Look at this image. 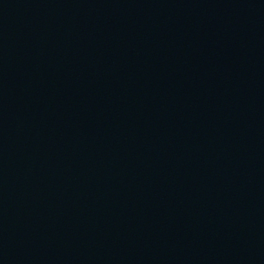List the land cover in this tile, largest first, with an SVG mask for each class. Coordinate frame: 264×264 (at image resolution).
<instances>
[{
	"label": "water",
	"instance_id": "obj_1",
	"mask_svg": "<svg viewBox=\"0 0 264 264\" xmlns=\"http://www.w3.org/2000/svg\"><path fill=\"white\" fill-rule=\"evenodd\" d=\"M0 264H264V0H0Z\"/></svg>",
	"mask_w": 264,
	"mask_h": 264
}]
</instances>
